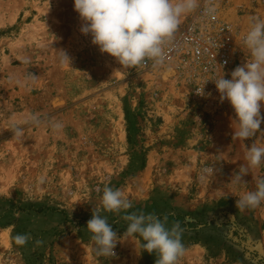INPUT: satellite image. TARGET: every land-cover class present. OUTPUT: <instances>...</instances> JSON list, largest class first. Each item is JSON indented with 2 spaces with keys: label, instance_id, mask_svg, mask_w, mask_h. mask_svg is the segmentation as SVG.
I'll use <instances>...</instances> for the list:
<instances>
[{
  "label": "rangeland",
  "instance_id": "374dc122",
  "mask_svg": "<svg viewBox=\"0 0 264 264\" xmlns=\"http://www.w3.org/2000/svg\"><path fill=\"white\" fill-rule=\"evenodd\" d=\"M228 2L243 33L252 17L264 19V0ZM81 25L74 0H0V264H155L141 238L123 236L124 213L102 212L121 236L115 256L93 251L87 221L106 185L131 200L129 212L167 215L169 228L180 222L186 251L178 264H264V202L235 207L243 191L256 190L264 163L247 183L231 182L247 166L245 146L264 147V132L233 138L234 110L219 92L200 100L174 73L125 69ZM61 50L71 63L60 62ZM250 59L243 45L231 70ZM31 114L39 125L25 122ZM56 121L61 130L52 129ZM13 123L24 128L22 140ZM17 233L33 239L17 246Z\"/></svg>",
  "mask_w": 264,
  "mask_h": 264
},
{
  "label": "clouds",
  "instance_id": "9594fccd",
  "mask_svg": "<svg viewBox=\"0 0 264 264\" xmlns=\"http://www.w3.org/2000/svg\"><path fill=\"white\" fill-rule=\"evenodd\" d=\"M199 8L200 0H74V10L82 21L80 31L90 35L92 44L98 46L102 53L115 58L125 69L144 66L149 61L154 66L163 63L182 19ZM203 11L205 16L214 18L216 9L206 7ZM243 44L251 59L237 66L230 79H225L223 75L213 81L220 101L227 100L234 110L236 128L233 138L245 141L258 132H264L261 130V123L264 122V115L261 114L264 105V19L251 18ZM58 53L62 64L71 63L65 51ZM28 79L34 82L37 76L29 73ZM198 93L203 94V88ZM25 122L39 125L41 119L38 114H31ZM51 127L58 131L63 124L51 122ZM10 130L17 139L24 138L22 126L13 123ZM245 147L247 166L242 164L231 177V182L236 185L247 183L243 178L249 170L264 163V147H258L256 142ZM202 171L212 175L216 169L205 167ZM261 202H264V177L257 178L255 191L241 193L235 207L243 212L258 207ZM132 207L131 200L120 189L107 185L103 188L100 207L93 208L92 218L87 221L86 227L91 233L95 254L98 257H114V249L121 238L102 212L124 213L120 216L127 222L123 236L141 238L142 251L155 254V264H178L186 251L182 243L184 229L180 222L172 223L169 228L167 215L160 217L143 211L129 212ZM32 239L30 233H17L13 237L15 245L20 247ZM43 243L39 239L35 241L36 245Z\"/></svg>",
  "mask_w": 264,
  "mask_h": 264
},
{
  "label": "built area",
  "instance_id": "2783aa9c",
  "mask_svg": "<svg viewBox=\"0 0 264 264\" xmlns=\"http://www.w3.org/2000/svg\"><path fill=\"white\" fill-rule=\"evenodd\" d=\"M228 1L200 0V8L182 19L163 63L154 66L149 61L141 67L161 71L171 68L176 77L190 86L197 99L209 101L217 95L213 80L223 75L228 79L231 69L237 65V54L246 35L229 19ZM206 7L216 9L214 18L204 15ZM202 88L203 94H199Z\"/></svg>",
  "mask_w": 264,
  "mask_h": 264
},
{
  "label": "bare ground",
  "instance_id": "6f19581e",
  "mask_svg": "<svg viewBox=\"0 0 264 264\" xmlns=\"http://www.w3.org/2000/svg\"><path fill=\"white\" fill-rule=\"evenodd\" d=\"M171 74H173V70L171 69V68H169V69H165L164 71H163V75L164 76H166V75H171ZM163 76V77H164Z\"/></svg>",
  "mask_w": 264,
  "mask_h": 264
}]
</instances>
